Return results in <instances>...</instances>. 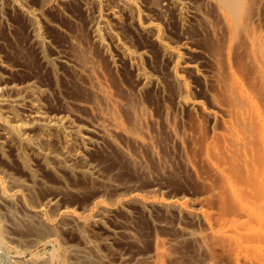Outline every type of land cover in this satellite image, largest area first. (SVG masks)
Here are the masks:
<instances>
[{
    "label": "rangeland",
    "instance_id": "374dc122",
    "mask_svg": "<svg viewBox=\"0 0 264 264\" xmlns=\"http://www.w3.org/2000/svg\"><path fill=\"white\" fill-rule=\"evenodd\" d=\"M127 1L132 5L124 8L123 0H0V83L4 87L3 94L12 99L19 93L26 96L25 87L30 83L48 115H64L65 120L82 127V135L89 141L84 144L81 136L72 132L70 135L60 125L43 129L23 108L15 107L12 113H4L14 124L22 125V133L32 143L26 145V152L22 153L24 144L17 140L14 132L0 124V223L8 224L9 230L0 241V264H29L35 251L42 252L53 264H63L51 256L54 243L38 248H23L16 244L13 240L16 234L10 231L9 219L5 218L7 208L15 209L19 216H25L27 209H34L39 212L37 216L41 222L51 223L43 215L45 207L51 209L48 214L54 216L55 223L66 220L68 211H75L85 218V224H74L62 233V237L67 235L63 238L68 245L82 247L84 240L80 228H85L89 239L107 260L106 264H136L137 256L154 253L157 248L170 252L161 255L163 264H235L228 252L222 251L211 257L212 252L207 253L192 237L183 234V228L205 233L203 220H192L188 214L175 209L139 204V199L145 198L150 191L152 177L158 172L155 168L153 171L156 172H152L150 178L130 174L126 172L128 168L114 161L116 155L105 160L103 148L91 144L99 134L92 127L96 116L87 106L96 103L86 86L82 85L87 93L73 81L74 69L67 57L70 53L77 54L79 49L68 46L72 37L77 40L82 37V41L89 42V47L84 48L92 47V54L97 52L94 55L109 79L108 89L117 99L127 101L120 87L125 89L137 84L146 119L157 121L166 115L168 118L178 116L180 126L186 130L188 123L199 113L188 112V102L183 100L188 95L203 94L204 76L210 73L211 63L207 56V49H210L202 36L196 34L199 22L196 12L199 7L204 10L202 0L168 2L166 11L160 13L153 8L155 0ZM210 13L215 15L211 10ZM249 15L259 16L258 27L264 29V0H251ZM140 21L149 29L143 30ZM97 24L101 28L102 45L93 39ZM85 42L82 44L86 45ZM123 49H130L136 55L137 66L124 57ZM189 62L194 66H186ZM139 72L152 81L145 84L146 80ZM76 86L92 99L82 92L77 94ZM67 105L73 109V114L66 110ZM77 151L82 153L84 161L72 158ZM47 155L54 157L51 164L46 160ZM87 161L96 163L98 169L92 172ZM111 162L115 164L111 165ZM182 166L183 178L170 180L164 175L162 187L151 194L163 200L198 203L195 200L203 194V190H198L200 183L190 177L188 180V169ZM182 166L180 164L179 168ZM179 168L177 165L176 169ZM14 177L24 184L13 182ZM2 184L7 185L5 193ZM101 202L107 203L110 210L95 211ZM213 212L220 220L225 217L222 210L215 208ZM123 223L130 226L131 233H137L138 238L132 234L133 238L126 236ZM162 240L169 242L160 246Z\"/></svg>",
    "mask_w": 264,
    "mask_h": 264
},
{
    "label": "bare ground",
    "instance_id": "6f19581e",
    "mask_svg": "<svg viewBox=\"0 0 264 264\" xmlns=\"http://www.w3.org/2000/svg\"><path fill=\"white\" fill-rule=\"evenodd\" d=\"M155 1V11L165 12L167 3L177 0ZM202 4L204 10L199 7L196 12L199 18L196 34L202 36L211 50L207 49L211 67L210 73L204 76L203 94L188 95L183 100L188 102V112L199 113L188 123V130L180 126L178 116L168 118L166 115L157 121L146 119L142 114L146 109L141 103L142 97L137 91V84L121 89V84L116 81L127 101L117 99L108 89L109 79L100 60L94 55L97 52L92 54V47L85 49L89 42L82 41V37L80 40L76 37L69 40L68 46L78 48L79 52L70 53L67 59L74 69L73 81L81 87L86 86L88 94H92L93 102L96 103L87 106L96 116L92 127L99 134V138L91 144L103 148L101 152L106 155V158L102 155L105 160L116 155L114 161L128 168L126 172L130 174L133 172L136 176L152 177V172L158 171L152 177L149 193L145 198L139 199V204H155L184 212L192 220H203L206 225L205 233L191 232L188 228H183L182 231L197 241L207 253L212 252L211 257L218 256L223 251L232 256L235 264H264V29L258 27L259 16L249 15L251 0H202ZM131 5L129 1L123 0L124 8ZM210 10L215 15H211ZM141 28L145 31L149 29L145 24ZM154 29L157 30L156 27ZM185 33L188 34V30ZM93 39L103 44L99 24L94 29ZM82 42L86 45L83 43V46ZM185 42L188 44V40ZM122 52L126 59L137 66V57L130 49H123ZM33 60L35 61L34 58ZM186 66L192 67L194 64L189 62ZM139 76L146 80L145 84L152 81V78L143 77L140 72ZM76 87L75 92L80 94L81 87ZM3 89L0 83V124L14 132L17 140L24 144V148L21 147L22 153L26 152L25 146L31 144L32 140L22 133V125L14 124L4 116V113H12L15 107L27 111L41 128L63 126L70 135L74 133L81 136L84 144H88L87 137L82 135L81 126L67 118L65 120L64 115L47 114L30 83L25 87L28 95L19 93L14 99L6 97ZM81 89L86 90L84 87ZM66 110L72 114L74 112L68 105ZM160 135L167 136L162 138ZM53 158L46 156L50 164ZM72 158L78 162L84 161L80 151L73 153ZM112 163L114 162L111 165ZM180 164L187 167L188 180L190 177L200 183L198 190H203V194L195 200L198 203L190 200H163L156 198L154 193L151 194L162 187L164 175L170 180L184 177L180 170L183 166L179 168ZM87 165L92 172L98 169V165L92 161H87ZM154 168L156 171H153ZM13 182L24 184L15 177ZM191 184L194 182L191 181ZM1 187L3 193L7 192V185L2 184ZM110 208L107 203L101 202L97 204L95 211H108ZM215 208L222 210L225 217L221 220L216 218L213 212ZM7 210L5 218L9 219L10 231L16 234L13 240L19 246L38 248L50 242L54 243L51 256L63 264L70 261L74 264L107 263L97 245L87 236L85 228H80L84 240L82 247L65 242L63 237L67 235L62 237L65 230H70L76 223H86V219L75 211L66 212V220L55 223L54 216L48 214L51 209L45 207L43 215L51 223H43L37 216L39 212L34 209H27L25 216H19L13 208ZM90 219L87 217V220ZM7 225L5 222L0 223V241L4 240L3 235L9 231ZM123 228L126 236L138 238L137 233H131L130 226L123 223ZM168 242L162 240L159 245L163 246ZM168 254V250L157 248L154 253L145 252L137 256L135 263L163 264L160 257ZM29 264L53 262L42 252L35 251Z\"/></svg>",
    "mask_w": 264,
    "mask_h": 264
}]
</instances>
